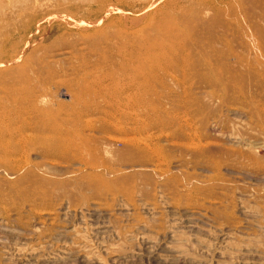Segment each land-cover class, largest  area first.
<instances>
[{"label":"rangeland","instance_id":"obj_1","mask_svg":"<svg viewBox=\"0 0 264 264\" xmlns=\"http://www.w3.org/2000/svg\"><path fill=\"white\" fill-rule=\"evenodd\" d=\"M0 264H264V0H0Z\"/></svg>","mask_w":264,"mask_h":264}]
</instances>
